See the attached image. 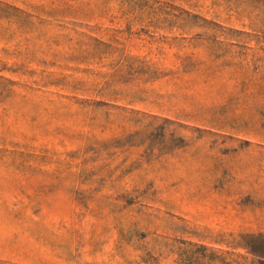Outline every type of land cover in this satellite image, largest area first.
I'll return each mask as SVG.
<instances>
[{"label": "rangeland", "instance_id": "1", "mask_svg": "<svg viewBox=\"0 0 264 264\" xmlns=\"http://www.w3.org/2000/svg\"><path fill=\"white\" fill-rule=\"evenodd\" d=\"M0 264H264V0H0Z\"/></svg>", "mask_w": 264, "mask_h": 264}]
</instances>
